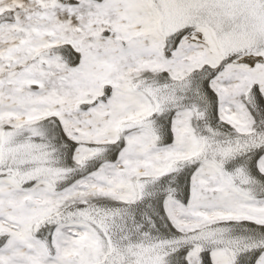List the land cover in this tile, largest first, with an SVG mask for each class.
<instances>
[{
  "label": "snow or ice",
  "instance_id": "1",
  "mask_svg": "<svg viewBox=\"0 0 264 264\" xmlns=\"http://www.w3.org/2000/svg\"><path fill=\"white\" fill-rule=\"evenodd\" d=\"M0 264H264V0H0Z\"/></svg>",
  "mask_w": 264,
  "mask_h": 264
}]
</instances>
